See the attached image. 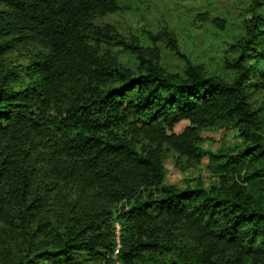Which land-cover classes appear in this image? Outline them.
<instances>
[{
  "label": "trees",
  "instance_id": "16d2710c",
  "mask_svg": "<svg viewBox=\"0 0 264 264\" xmlns=\"http://www.w3.org/2000/svg\"><path fill=\"white\" fill-rule=\"evenodd\" d=\"M122 10L0 0V264H264V0H247L226 77L164 68L166 29L147 46L96 22ZM227 128L240 146L202 148ZM169 158L207 159L214 181L166 184Z\"/></svg>",
  "mask_w": 264,
  "mask_h": 264
},
{
  "label": "rangeland",
  "instance_id": "374dc122",
  "mask_svg": "<svg viewBox=\"0 0 264 264\" xmlns=\"http://www.w3.org/2000/svg\"><path fill=\"white\" fill-rule=\"evenodd\" d=\"M121 12L98 18L99 25L111 24L128 40L139 38L147 46V32L156 33L163 29L171 32L178 43V52L161 43L160 63L169 71L180 72L184 59L200 65L208 74L226 77L224 60L230 55V45L241 33L243 9L247 0H119ZM223 21L221 29L213 19ZM126 56V55H125ZM256 104L264 103V86L256 92ZM187 122L175 126L180 133ZM202 148L218 151L224 147L240 146L241 139L232 128L208 130L202 133ZM204 159L198 168L181 171L169 158L165 161L164 181L177 188H184L186 180L199 178L207 188L214 181ZM118 233V232H117Z\"/></svg>",
  "mask_w": 264,
  "mask_h": 264
}]
</instances>
